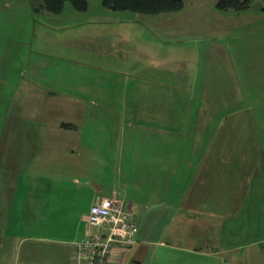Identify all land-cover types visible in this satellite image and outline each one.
Masks as SVG:
<instances>
[{
    "label": "crops",
    "instance_id": "1",
    "mask_svg": "<svg viewBox=\"0 0 264 264\" xmlns=\"http://www.w3.org/2000/svg\"><path fill=\"white\" fill-rule=\"evenodd\" d=\"M217 10L202 48L136 47L142 77L118 83L119 103L106 79L27 81L48 110L0 131V264H73L97 194L127 202L137 225L112 264H264V12ZM193 106L212 118L201 146L185 136Z\"/></svg>",
    "mask_w": 264,
    "mask_h": 264
},
{
    "label": "rangeland",
    "instance_id": "2",
    "mask_svg": "<svg viewBox=\"0 0 264 264\" xmlns=\"http://www.w3.org/2000/svg\"><path fill=\"white\" fill-rule=\"evenodd\" d=\"M182 1L183 7L179 10L148 14L109 9L102 0H88L83 11L75 10L65 2L59 13L43 9L41 0H0V131L9 128L4 127V123L12 115L25 122L28 121V113L42 119L48 110L44 111L42 106L45 103L39 93L29 95L28 80L49 79L74 90L77 80L106 79L108 83L100 87L102 91L111 92L119 82H124L127 74H134L129 76L133 79L142 77L137 64L145 59L136 47L146 50L148 55H153L152 58L174 52L177 56L178 51L182 56L191 43L202 48V41L207 37L205 29L217 28L211 16L217 10L215 0ZM260 5L261 0H251L252 9ZM146 44L149 46L145 49ZM194 66L199 67V62ZM192 72L200 82L204 71L193 69ZM207 82L208 78L205 85ZM131 87H134L133 82ZM91 92L85 94L90 98ZM116 93L119 94V86L117 92L110 94L111 99L118 100ZM14 96L18 105L16 102L13 104ZM134 103L133 99L129 102L132 109ZM185 112L188 113L186 109ZM190 114L189 130L185 136L189 140H197L201 146L202 128L209 127L200 126L210 124L212 118L201 124L202 116H198L195 106L191 107ZM96 120L105 126L108 124L103 117H96ZM87 124V128L98 125ZM129 128H141L139 121L134 119ZM136 240L137 235L133 243L115 242L111 245L110 259L115 247L120 246L124 250Z\"/></svg>",
    "mask_w": 264,
    "mask_h": 264
},
{
    "label": "built area",
    "instance_id": "3",
    "mask_svg": "<svg viewBox=\"0 0 264 264\" xmlns=\"http://www.w3.org/2000/svg\"><path fill=\"white\" fill-rule=\"evenodd\" d=\"M91 231L74 243L73 264H111V245L133 243L137 225L124 200L97 194L86 215ZM113 247V246H112Z\"/></svg>",
    "mask_w": 264,
    "mask_h": 264
},
{
    "label": "trees",
    "instance_id": "4",
    "mask_svg": "<svg viewBox=\"0 0 264 264\" xmlns=\"http://www.w3.org/2000/svg\"><path fill=\"white\" fill-rule=\"evenodd\" d=\"M65 2H69L75 10L87 8L88 0H41L40 6L48 12L59 13ZM102 4L113 10H130L140 13L156 14L176 11L183 7L182 0H102ZM219 10H244L251 6V0H216ZM260 10L264 12V0H261Z\"/></svg>",
    "mask_w": 264,
    "mask_h": 264
}]
</instances>
